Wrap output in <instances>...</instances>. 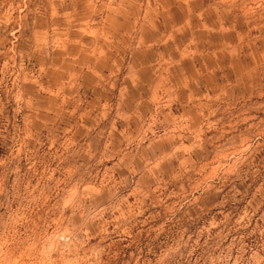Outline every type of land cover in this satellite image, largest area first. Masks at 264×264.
I'll return each mask as SVG.
<instances>
[{
  "label": "rangeland",
  "instance_id": "374dc122",
  "mask_svg": "<svg viewBox=\"0 0 264 264\" xmlns=\"http://www.w3.org/2000/svg\"><path fill=\"white\" fill-rule=\"evenodd\" d=\"M0 264H264V0H0Z\"/></svg>",
  "mask_w": 264,
  "mask_h": 264
}]
</instances>
